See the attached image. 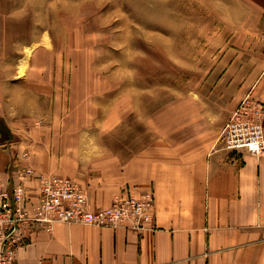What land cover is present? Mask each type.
Segmentation results:
<instances>
[{
	"label": "crops",
	"instance_id": "0c3cea01",
	"mask_svg": "<svg viewBox=\"0 0 264 264\" xmlns=\"http://www.w3.org/2000/svg\"><path fill=\"white\" fill-rule=\"evenodd\" d=\"M235 2V18L245 25L216 29L208 40L212 62L199 85L205 90L152 113L146 123L152 141L128 160L49 150L56 147L50 133L60 126L57 106L67 99L63 79L50 69L53 58L34 49L0 62V75L12 77L0 82V138L1 129L14 136L0 140V185L10 187L16 166H30L72 179L92 209L108 208L117 195L151 192L154 199L152 227L141 234L37 227L17 253L19 264H264V150L226 152L218 143L247 94L264 105V0ZM38 187L29 182L30 195Z\"/></svg>",
	"mask_w": 264,
	"mask_h": 264
},
{
	"label": "rangeland",
	"instance_id": "374dc122",
	"mask_svg": "<svg viewBox=\"0 0 264 264\" xmlns=\"http://www.w3.org/2000/svg\"><path fill=\"white\" fill-rule=\"evenodd\" d=\"M236 5L235 0H0V62L34 49L53 58L50 69L63 79L67 99L57 106L60 126L50 133L56 147L49 150L128 160L152 141L146 125L152 113L205 90L199 85L211 67L208 40L216 29L245 25L235 18ZM259 29L264 38V23ZM11 78L0 75V82ZM1 130L2 142L14 139Z\"/></svg>",
	"mask_w": 264,
	"mask_h": 264
},
{
	"label": "built area",
	"instance_id": "2783aa9c",
	"mask_svg": "<svg viewBox=\"0 0 264 264\" xmlns=\"http://www.w3.org/2000/svg\"><path fill=\"white\" fill-rule=\"evenodd\" d=\"M264 105L247 94L219 133L226 152L260 156L264 150ZM26 158V155L23 156ZM10 187L0 185V264H19L16 256L29 232L39 227L51 233L57 224L124 228L141 234L152 227L153 194L117 195L108 208L92 209L82 188L69 178L36 173L30 166L11 171ZM39 182L30 195L28 183Z\"/></svg>",
	"mask_w": 264,
	"mask_h": 264
}]
</instances>
